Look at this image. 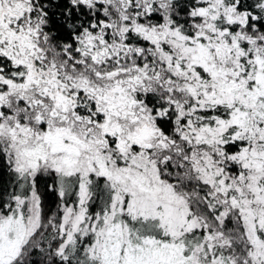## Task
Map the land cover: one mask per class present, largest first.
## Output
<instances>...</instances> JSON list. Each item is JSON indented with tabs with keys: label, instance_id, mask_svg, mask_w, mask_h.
Listing matches in <instances>:
<instances>
[{
	"label": "snow or ice",
	"instance_id": "6c2138e0",
	"mask_svg": "<svg viewBox=\"0 0 264 264\" xmlns=\"http://www.w3.org/2000/svg\"><path fill=\"white\" fill-rule=\"evenodd\" d=\"M0 264H264V0H0Z\"/></svg>",
	"mask_w": 264,
	"mask_h": 264
}]
</instances>
